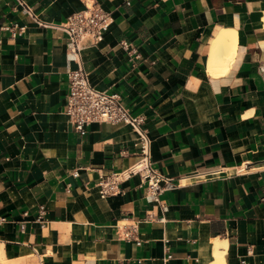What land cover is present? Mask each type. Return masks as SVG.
I'll return each instance as SVG.
<instances>
[{"label": "crops", "instance_id": "0c3cea01", "mask_svg": "<svg viewBox=\"0 0 264 264\" xmlns=\"http://www.w3.org/2000/svg\"><path fill=\"white\" fill-rule=\"evenodd\" d=\"M92 1L112 21L81 63L143 120L176 184L158 200L139 174L100 194L138 159L130 125L81 134L64 113L78 61L61 24ZM22 2L33 14L0 0V264H211L216 242L223 264H264V0ZM221 28L234 55L212 74Z\"/></svg>", "mask_w": 264, "mask_h": 264}, {"label": "built area", "instance_id": "2783aa9c", "mask_svg": "<svg viewBox=\"0 0 264 264\" xmlns=\"http://www.w3.org/2000/svg\"><path fill=\"white\" fill-rule=\"evenodd\" d=\"M20 2L26 12L33 14L22 0ZM111 21L110 13L92 1L86 3L83 10L69 14L61 24L67 35V49L78 61L75 69L67 70L68 90L64 113L74 129L81 134L92 122H122L130 125L137 133L138 159L125 170L102 178L99 182L100 194L104 196L118 192L120 180L139 174L146 184L149 197L158 200L163 191L171 189L176 184L172 178L160 174L151 166L150 139L146 130L141 127L143 120L129 111L118 93L94 87L89 82L88 72L81 63V51L86 47L96 46L103 39V34ZM211 171L204 173H213ZM195 175L199 174L196 172ZM38 214L42 219L44 209L40 208ZM125 237H130L129 232Z\"/></svg>", "mask_w": 264, "mask_h": 264}, {"label": "bare ground", "instance_id": "6f19581e", "mask_svg": "<svg viewBox=\"0 0 264 264\" xmlns=\"http://www.w3.org/2000/svg\"><path fill=\"white\" fill-rule=\"evenodd\" d=\"M262 14V20L264 23V12H262ZM235 33L236 32L231 28H221L216 32L214 38L211 40L208 68L212 74L216 72L217 67L226 68L228 62L232 60L231 58L234 55V47L236 43ZM217 72H219L218 69ZM219 244V242L215 243L213 251L214 261L211 264H223V251L220 250Z\"/></svg>", "mask_w": 264, "mask_h": 264}]
</instances>
